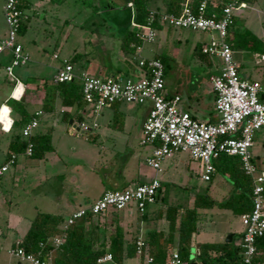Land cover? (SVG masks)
Masks as SVG:
<instances>
[{"label":"crops","instance_id":"1","mask_svg":"<svg viewBox=\"0 0 264 264\" xmlns=\"http://www.w3.org/2000/svg\"><path fill=\"white\" fill-rule=\"evenodd\" d=\"M171 1L175 0H151L149 2V8L155 12L162 13L167 10V4ZM197 1L198 0H180L181 13L188 8L194 11ZM250 3L251 0H244V7L237 12L235 17V22L240 18H244V31L240 33L234 32L235 25L229 31L228 39L233 43V53L234 49L238 47V38L242 37V35H244L246 39L253 37L264 44V1L261 3L257 1L252 6H250ZM76 4H78V6ZM130 4H132V6ZM81 5H86L87 11L83 8L78 10ZM246 11H249V14H245ZM24 13L26 15V31L28 30L29 23L34 20V22L44 30V36L54 37L57 40L54 45L53 55L49 61L47 60L46 42L42 44L41 51L34 52L32 58V72H34V75L31 77L22 81L15 75L19 83L14 79L0 78V94L2 96L0 98V116L2 108L4 107L9 110V118L11 120L9 128L5 126L3 121H0V166L5 164L10 156L14 154L9 151L14 116L11 113V109L7 106L8 100L14 99L16 101H21L23 99L28 112L34 117H36L38 112H42V114L38 116L39 126L36 129V136L43 135V131L40 130L42 119L46 120L44 129L47 130V133H51L56 127L60 126L59 124L62 122H68L70 125V132L75 133L74 131H77L78 133L86 134V132L79 129V125L82 122L91 123L88 120L93 117L92 108L86 104H83V110H79L76 104L73 106H65L63 105V98L60 92L54 91L56 86L54 77L57 70L64 65L65 61H69L73 65L76 77L89 75L102 78H115L121 81H137L144 76V72L138 66L140 59H153L158 56H167V58H171L174 49L172 46L176 43L180 44L183 39L181 33H177L176 37H172V28L166 24H162L160 28H154L157 34L155 42H143L134 53L125 52L122 49L123 38L129 31L136 32L137 30L134 20L136 11L130 0H29V8H27ZM174 30L176 29L174 28ZM3 40L4 37L0 36V42ZM48 44L50 45V43ZM206 46L207 45H203L201 50ZM238 48L240 49L243 47ZM195 49L197 50L198 47ZM166 50L167 53L165 54ZM40 52L43 53L41 56ZM25 53L28 55L30 62V54L27 51ZM251 53V56H245L242 61H235L238 65L239 73L245 80L259 82L264 85V69L259 68L264 65V54L258 55V53ZM78 54H80L82 58H78L77 60L75 57ZM4 55L9 56L11 54L5 53ZM38 55L39 57H37ZM3 56L2 59L4 61L5 57L3 58ZM55 61L58 62L56 63ZM48 68L51 69V73L45 70ZM40 70H42V72L46 71L45 74H50L52 80L45 77V74ZM217 73L218 71L216 73H209L202 78L193 77L187 78L184 81L178 79L175 85L169 87H167L165 83L166 97L173 98L179 96L181 98L179 108L181 111L189 113L194 120L204 123H217L220 120V116L216 111V94L211 82V78ZM30 80L34 81L30 82ZM74 82L78 83V80ZM106 110L113 113V115H111L110 112H106L107 118H110L109 115L113 118L115 115L120 114L123 123L116 126L110 123V127L103 128L98 125L95 138H101L99 141L102 143L113 142V148L119 147L127 150L134 147L133 144L136 138H134L133 132H138L137 140L139 145H141L142 128L148 117L150 105L146 104L139 106L118 102L104 107L101 112L103 113ZM101 112L98 115L94 114L96 119L102 114ZM78 114H81V117H78ZM111 118L109 122L113 120ZM95 120L92 122H96ZM142 147L147 148L142 151V153H136L133 149H130L131 152L126 155L125 161L121 160L120 163L113 162L112 159L105 161L111 174L106 176L102 181V186L100 187L101 192L97 196L96 201L106 191L135 188L139 184H146L157 178L158 172L154 171L147 164V158L152 152V147ZM113 148L110 146L112 153L115 152ZM21 157L28 159L29 156L24 153L17 155L16 164L13 166L14 178L16 174L22 171V165L20 163ZM173 157L174 155L170 158H166L163 163L168 162ZM5 174L0 177V180L4 178ZM218 175L221 174L213 175L210 182L213 185L215 184L216 188L220 186L222 189L223 187L221 184H223V178L217 182L216 176ZM228 189L229 188L226 187L227 193L229 192V194H232L234 187L231 190ZM82 194L84 196H82ZM88 194L87 187H83L82 191H80V195L83 197L82 199L88 200ZM199 195L206 194H198L197 196ZM197 196L193 198L192 203L187 207L179 203L169 205L165 203L166 194L163 196V183L161 181V189L156 203L150 205L146 210V220L140 218L141 214L133 206L116 214L118 218H120V221H118L119 227L123 230L125 241L135 237L137 241L143 240L147 244L149 242V234L154 231L156 234H160L157 243L160 249L163 248L165 246V240H167L171 234V222L166 217L167 209L170 207H179L178 215H176L175 218V220L177 219L176 226H178L180 215L187 209H192L194 207ZM214 201L220 202L218 200ZM83 202L86 205L81 207H76L75 203H70L72 209L66 218L74 212L88 207L94 201L89 200ZM157 204H159V206H157ZM204 210L205 209L198 210L200 214L197 223V233L193 236L191 246L192 260L197 264L198 261L196 256L202 244H220L225 243L226 240H223L222 234L207 227L213 224V222L208 221L210 214L203 212ZM110 213L111 211L101 216L106 217L110 215ZM65 222L66 219L61 224V228H63ZM22 223L23 221L21 223L16 222L14 229L21 226ZM108 224L110 225L112 223L109 222ZM244 231L245 227L239 233L241 238ZM228 232L234 235V240L236 235L235 231L230 229ZM200 233H202L201 240L198 239ZM0 235L5 236V233H1ZM175 237L174 248L168 253L169 261L172 258V254L177 251L178 236L175 235ZM22 238L23 237H20L18 240L14 241L13 245ZM238 244L239 243H236L235 245ZM198 246L199 249H197ZM141 262V258L136 254L131 259H125L122 264H141ZM144 262H146L145 259ZM144 262L143 264H145ZM103 264L115 263L109 261Z\"/></svg>","mask_w":264,"mask_h":264},{"label":"built area","instance_id":"2","mask_svg":"<svg viewBox=\"0 0 264 264\" xmlns=\"http://www.w3.org/2000/svg\"><path fill=\"white\" fill-rule=\"evenodd\" d=\"M18 4L19 0H6L4 4L8 34L0 42V78L16 81L15 68L29 63L28 55L18 42L21 24L26 20V15L18 9ZM243 7L244 0H202L196 12L188 8L179 16L165 14L161 17L164 24L175 29L218 34L219 38L213 39L202 50L203 54L216 56L222 61L218 73L211 78L216 94L215 107L220 116L217 123L194 120L189 113L179 108V96L166 97L164 64L157 58L139 60L138 66L144 76L137 81L89 75L76 77L73 65L65 61L57 70L54 83L78 80L82 98L95 115L104 107L118 102L139 106L149 104L150 111L142 128L140 144L152 147L147 164L156 172L162 171L161 166L166 158L182 152L200 163L202 179L210 182L216 172L213 163L215 159L221 155L238 157L245 173L253 178V208L250 213L242 216L245 231L240 242L241 264H264L255 260L256 240L264 236V167L257 166L252 154L255 136L264 129V85L241 77L233 58V50L227 41L236 14ZM149 21H153L152 16ZM135 26L137 37L142 38L143 42H155L157 34L150 24ZM6 52L13 58L9 65L2 63V56ZM41 114L42 112H38L22 129V135L28 141L24 154L29 157L34 150L31 138L39 126L38 116ZM97 127L96 122H82L79 125V129L86 133ZM16 158L17 155L13 154L0 166V177L16 164ZM160 189L161 182L155 178L135 188L106 191L96 202L70 215L62 230L66 231L88 213L100 215L108 211H123L132 206L139 213H144L150 205L156 203ZM64 238L65 233L53 240L55 248L63 244ZM136 245L137 255L141 256L146 243L138 240ZM10 256L23 264H54L51 258L41 260L19 247L12 248ZM109 261H112L111 255L98 260L99 264ZM146 262L151 263L152 258L147 257ZM169 264H181L177 251L172 254Z\"/></svg>","mask_w":264,"mask_h":264},{"label":"rangeland","instance_id":"3","mask_svg":"<svg viewBox=\"0 0 264 264\" xmlns=\"http://www.w3.org/2000/svg\"><path fill=\"white\" fill-rule=\"evenodd\" d=\"M257 1L261 3L264 0H251L250 6ZM5 2L6 0H0V36L4 37V39L8 34V27L3 12ZM76 5L78 6V4ZM80 8L87 11L86 5L79 6L78 10ZM245 14H249V11H246ZM244 26V18L238 19L234 32L240 33L244 31ZM41 28L33 20L29 23L28 30L18 36V42L24 48V52L27 51L31 56V60L26 66L15 68V75L22 81L34 75V72H32V58L34 52L41 51L44 42H46L47 60L49 61L53 55L57 39L47 35L44 36V30ZM171 31L172 37H176L177 33H181L183 39L180 44L176 43L172 46L174 48L173 55H171V58H167L168 69L165 73L167 87L175 85L178 79L184 81L187 78H202L209 73L219 71L222 61L216 56L208 57L203 55L201 50L203 45H209L212 39L216 40L219 38L217 33L174 30V28ZM244 38H246L244 35L240 37L243 40ZM196 47H198L197 50L195 49ZM251 52L244 47L240 49L236 47L233 58L235 61L240 62L245 56H251ZM41 54L43 53L40 52V56ZM258 55L261 54L258 53ZM4 57V61L2 59L4 65L12 63L13 58L11 55H4ZM259 68L264 69V65ZM45 70L48 73L52 72L49 68ZM40 71L42 72V70ZM45 72L43 71L42 73L45 74ZM48 73L45 74V77L52 80V76ZM32 81L34 80H30V82ZM106 112H110L113 115L111 111L106 110L103 113L101 112L102 114L96 119L93 113V117L88 121L92 123L96 119L95 121L101 128L123 123L120 114L115 115L113 118L109 115L113 119L109 122L110 118H107ZM45 121L42 119L40 130L43 131V135L48 136L50 139V142H48L50 150L43 152L44 156L42 158L28 157L26 159L21 157L22 171L16 174L14 178V167H12L4 178L0 180V234L5 233V236L0 235V264H23L12 258L10 251L14 241L25 235L38 214L57 215L64 221L71 212L72 206L70 203H75L76 207H81L86 205L83 201L93 200L96 202V198L101 192L102 181L111 174L105 164L106 160L112 159L113 162L120 163L131 152L130 149H133L136 153H142V151L147 149L139 145L137 140L138 132H133L134 138H136L133 144L134 147L126 150L119 147L113 148L114 143L111 141L108 144L99 141L101 138L96 139V129L86 134H81L77 131L72 133L68 122H62L51 133H47V130L44 129ZM35 133L36 130L34 131V136H36ZM110 146L115 149V152L112 153ZM37 151L41 152L42 150L38 147ZM252 154L255 156L256 164L259 167H264V129L255 136ZM161 168L162 171L158 172L157 179L163 183V196L166 194L165 203L169 205L179 203L187 207L198 194H206L209 198L220 202L231 196L226 191V187L229 188L228 190L233 188L228 179L222 175L216 176L217 182L223 178V184H221L223 190L220 186L216 188L215 184L205 182L200 174V163L194 161L187 153L176 152L174 157L168 162H164ZM83 187L88 189V200H83L82 196L84 195H80ZM203 212L210 214L208 221L213 222L207 227L222 234L223 240L231 234L228 231L233 229L236 234L235 244L241 242L239 233L245 227L242 216L234 215L231 211L220 207L205 209ZM22 221L21 226L14 229L16 222L21 223ZM118 221H120L118 215L101 216L99 218V222L102 225ZM201 234L198 236L199 240L202 239Z\"/></svg>","mask_w":264,"mask_h":264},{"label":"trees","instance_id":"4","mask_svg":"<svg viewBox=\"0 0 264 264\" xmlns=\"http://www.w3.org/2000/svg\"><path fill=\"white\" fill-rule=\"evenodd\" d=\"M130 1H132L135 7L136 13L134 20L138 25L150 24L153 28H160V26L164 24L161 20L163 15L172 14L179 16L181 14L180 0L169 2L167 4V10L162 13L155 12L149 8V2L151 0ZM201 1L202 0H198L196 2V9H194V12L197 11ZM27 8H29V0H19L18 9L24 13ZM151 16L153 17L152 22L149 21ZM25 23L26 20L21 24L18 36L26 31ZM234 25H236L235 21L233 26ZM227 41L231 48H233V43L229 41L228 38ZM238 42V47H244L254 53L264 54V44L253 37H249V39L244 38V40L239 38ZM142 44L143 39L137 37L135 31H129L123 38L122 49L127 53H134ZM75 58L78 60V58L81 59L82 56L78 54ZM156 58L162 61L166 73L168 69L167 57L158 56ZM54 91L60 92L63 98V105L73 106L76 104L79 110L84 109L83 104L86 103L82 98L81 87L78 83L74 81L59 83L56 84ZM7 106L11 109V113L14 116L9 151L15 155L22 154L26 151L28 143L27 139L22 135V129L35 117L28 112L23 99L21 101L10 99L7 101ZM80 115L81 114H78V117ZM31 140L34 144L32 157L42 158L44 156L43 152L50 150L48 145L50 139L48 136L37 135L33 136ZM38 147L41 148L42 153L37 151ZM213 163L216 168L215 174L225 176L233 185L234 190L231 196L223 202H215L207 195L197 196L194 207L192 209H187L180 215L178 226H176L177 219L175 220V218L176 215H178L179 207L168 208L166 217L171 222V234L167 240H165V246L160 249L157 243L160 234H156L154 231L151 232L149 234V242L146 244L143 254L139 256L142 261L141 264H143L144 259L146 260L147 257L152 258V262H144L145 264H169L168 253L174 248L175 235L178 236L176 250L179 254L181 264L194 263L195 261L192 260L191 246L193 236L197 233V223L200 214L198 211L199 209H209L218 206L239 216H243L252 211L253 178L245 173L240 159L238 157L221 155L219 158L215 159ZM119 212L121 211H111L110 215L116 216ZM140 214L142 220L147 219L146 211ZM101 215L103 214L94 215L88 213L82 220H79L74 225L68 227L66 231H63L61 228L63 219L60 216L44 213L38 214L18 245L16 243L12 248H22L28 254H33L41 260H48L51 258L54 264H99L98 260L107 255H111L113 263L122 264L125 259L133 258L137 254V238L132 237L125 241V236L123 230L119 227V222H112L110 225L105 223L102 225L99 222ZM63 233H65L63 244L55 248L53 240ZM256 249V262L264 263V236L256 240ZM199 250V256L198 254L196 256L198 264L242 263L241 245L240 243L235 245L234 240L230 244H202Z\"/></svg>","mask_w":264,"mask_h":264},{"label":"bare ground","instance_id":"5","mask_svg":"<svg viewBox=\"0 0 264 264\" xmlns=\"http://www.w3.org/2000/svg\"><path fill=\"white\" fill-rule=\"evenodd\" d=\"M0 120L3 121L5 123V126L7 128L10 127L11 125V120L9 118V110L6 109V108H2V113H1V116H0Z\"/></svg>","mask_w":264,"mask_h":264},{"label":"water","instance_id":"6","mask_svg":"<svg viewBox=\"0 0 264 264\" xmlns=\"http://www.w3.org/2000/svg\"><path fill=\"white\" fill-rule=\"evenodd\" d=\"M71 123H72V122H71ZM233 237H234L233 234H229V235L227 236L226 240H225V243H228V244L232 243V241H233ZM197 249H199V246H198ZM198 256H199V252H198ZM192 264H197V263H192Z\"/></svg>","mask_w":264,"mask_h":264}]
</instances>
